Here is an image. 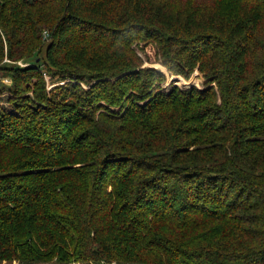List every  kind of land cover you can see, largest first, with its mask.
I'll return each instance as SVG.
<instances>
[{"label":"trees","instance_id":"obj_1","mask_svg":"<svg viewBox=\"0 0 264 264\" xmlns=\"http://www.w3.org/2000/svg\"><path fill=\"white\" fill-rule=\"evenodd\" d=\"M3 74L0 264H264V0H0Z\"/></svg>","mask_w":264,"mask_h":264},{"label":"rangeland","instance_id":"obj_2","mask_svg":"<svg viewBox=\"0 0 264 264\" xmlns=\"http://www.w3.org/2000/svg\"><path fill=\"white\" fill-rule=\"evenodd\" d=\"M25 64H26V61L23 62V65H25ZM46 79L48 82L47 75H46ZM10 83H11V81H10L9 76H7L6 74L0 75V89H4V90H0V106H4V107L9 108V106L6 102L7 96H6V92H5L6 91L5 87L6 86L8 87L10 85ZM48 85L50 86V83H48ZM2 264H6V263L3 262Z\"/></svg>","mask_w":264,"mask_h":264}]
</instances>
